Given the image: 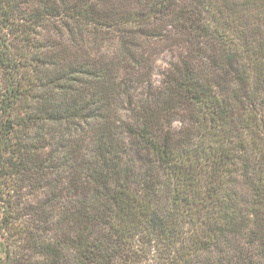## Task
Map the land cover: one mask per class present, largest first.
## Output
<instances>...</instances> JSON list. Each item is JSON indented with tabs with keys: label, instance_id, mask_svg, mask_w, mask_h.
Returning <instances> with one entry per match:
<instances>
[{
	"label": "trees",
	"instance_id": "trees-1",
	"mask_svg": "<svg viewBox=\"0 0 264 264\" xmlns=\"http://www.w3.org/2000/svg\"><path fill=\"white\" fill-rule=\"evenodd\" d=\"M0 264H264V0H0Z\"/></svg>",
	"mask_w": 264,
	"mask_h": 264
}]
</instances>
